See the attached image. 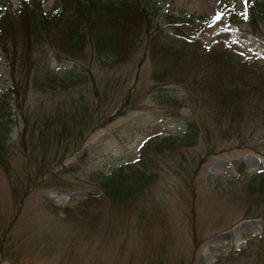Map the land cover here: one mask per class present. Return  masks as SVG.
<instances>
[{
    "label": "rangeland",
    "instance_id": "rangeland-1",
    "mask_svg": "<svg viewBox=\"0 0 264 264\" xmlns=\"http://www.w3.org/2000/svg\"><path fill=\"white\" fill-rule=\"evenodd\" d=\"M0 1L9 5L11 14L21 5L20 0ZM41 1L48 10L55 0ZM221 1L141 3L159 9L155 21L162 23L165 13L221 18ZM225 1L244 16L249 0ZM253 1L264 5V0ZM228 32L220 23L210 30L224 38ZM250 45L261 47L252 41ZM142 50L131 61L114 66L106 56L93 54L75 63L51 52L50 68L66 78L62 83L42 82L29 88L25 101L18 98L17 126L10 133L9 150L0 155L8 167L0 166V245L20 256L14 264H264V221L244 218L249 201L255 200L248 199V184L264 170V129L256 119H248L240 138L223 141L202 108L194 112L184 108L179 117L160 119L156 112L161 105L155 101L159 90L149 77L153 64ZM11 75L0 48V91L12 85ZM178 89L164 88L166 93L181 95ZM23 106L29 122L22 141L25 114L19 109ZM82 106H86L85 121H75L71 127L76 126V131L68 139L51 141L47 149L38 144V129L31 128L33 118H44L46 123L52 117L46 114L72 113ZM187 117L199 127L195 142L182 147L172 144L163 151L166 155L156 153L159 167L150 191L133 203L132 212L126 213L128 206L118 212L116 207L122 204L112 202L96 178L134 161L153 134V142L183 135ZM61 124L57 119L54 127L60 129ZM55 144L60 148L53 149ZM84 150L87 154L79 161ZM54 152L63 156L54 169L63 163L76 170L51 186L45 184L49 176L44 173L51 168ZM41 159L49 163L39 165ZM241 161L243 172L237 168ZM36 177L44 183H36ZM256 200L264 203V196ZM261 211L264 208L256 212Z\"/></svg>",
    "mask_w": 264,
    "mask_h": 264
},
{
    "label": "trees",
    "instance_id": "trees-1",
    "mask_svg": "<svg viewBox=\"0 0 264 264\" xmlns=\"http://www.w3.org/2000/svg\"><path fill=\"white\" fill-rule=\"evenodd\" d=\"M141 1L55 0L45 10L41 0H20L19 9L12 14L9 5L0 1V48L12 71V85L0 91L1 156L9 150L10 133L17 126L18 98L25 101L29 88L42 82L62 83L66 78L50 68L51 52L57 58H68L75 63L86 61L93 54L106 56L107 63L114 66L131 61L142 48L153 64L149 77L152 86L159 90L155 101L161 105L156 112L160 119L179 117L184 108L189 112L202 108L208 112L214 132L223 141L240 138L242 124L248 119H256L264 129V5L249 0L244 16H239L233 6L222 0L219 20L204 15L182 18L165 13L162 23H157L155 16L159 9L155 6L148 9ZM218 23L228 27V38L210 34ZM251 41L261 47L250 45ZM166 86L179 88L181 95L166 93ZM21 108L19 111L25 114L20 134L23 141L29 120L25 106ZM85 111L86 106L72 113L57 110L44 115H52L46 123L44 118H33L31 128L38 129V144L47 149L51 141L54 144L55 140L68 139L76 131V126L71 127L75 121H85ZM57 119L62 122L60 129L54 127ZM186 126L181 136H166L155 143V134L149 136L134 161L117 165L109 174L96 178L103 193L112 202L122 204L116 207L118 212L127 206L126 213L132 212L133 203L150 191L159 167L156 153L166 155L163 151L172 144L182 147L195 142L199 127L194 118L187 117ZM137 130L142 132L141 127ZM55 152L50 158L51 168L44 173L49 176L45 184L51 186L59 185L64 174L76 170L63 163L61 168L54 169L63 161V156ZM86 154L84 150L79 161ZM45 160H39V165L49 163ZM4 164L0 160V166L7 169ZM237 168L243 172L242 161ZM35 182L44 183L39 177ZM248 185V199L255 200L249 201L244 218L264 221V211L256 212L264 208V203L256 200L264 196V170H259ZM11 188L16 195L13 184ZM1 247L0 261L14 264L21 260L9 248L5 251Z\"/></svg>",
    "mask_w": 264,
    "mask_h": 264
},
{
    "label": "snow or ice",
    "instance_id": "snow-or-ice-1",
    "mask_svg": "<svg viewBox=\"0 0 264 264\" xmlns=\"http://www.w3.org/2000/svg\"><path fill=\"white\" fill-rule=\"evenodd\" d=\"M245 2L247 3V0H245ZM216 19H217V20H219V19H220V17H219V16H217V17H216Z\"/></svg>",
    "mask_w": 264,
    "mask_h": 264
},
{
    "label": "bare ground",
    "instance_id": "bare-ground-1",
    "mask_svg": "<svg viewBox=\"0 0 264 264\" xmlns=\"http://www.w3.org/2000/svg\"><path fill=\"white\" fill-rule=\"evenodd\" d=\"M199 1V0H198ZM200 4H201V2H200Z\"/></svg>",
    "mask_w": 264,
    "mask_h": 264
}]
</instances>
